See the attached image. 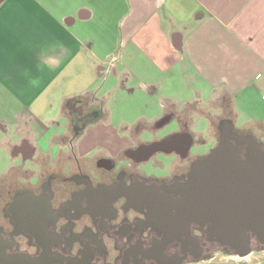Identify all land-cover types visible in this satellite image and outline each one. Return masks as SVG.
<instances>
[{
    "label": "crops",
    "instance_id": "crops-1",
    "mask_svg": "<svg viewBox=\"0 0 264 264\" xmlns=\"http://www.w3.org/2000/svg\"><path fill=\"white\" fill-rule=\"evenodd\" d=\"M124 92L150 111L133 126L171 115L156 133L178 116L211 127L218 113L205 107L216 101L236 127L264 128V0H0L6 170L51 149L58 165L69 151L67 105L118 104Z\"/></svg>",
    "mask_w": 264,
    "mask_h": 264
},
{
    "label": "flooded vegetation",
    "instance_id": "flooded-vegetation-1",
    "mask_svg": "<svg viewBox=\"0 0 264 264\" xmlns=\"http://www.w3.org/2000/svg\"><path fill=\"white\" fill-rule=\"evenodd\" d=\"M74 102L66 112L76 132L98 111ZM170 120L167 115L161 126ZM174 120L177 130L130 137L114 154L80 157L72 134L58 165L40 157L39 172L29 175L23 157L7 169L0 177V264H188L219 246L207 240V225L192 220L186 207L184 184L209 152H193L205 142L189 121ZM224 120L215 146L227 137L243 159L248 137L264 147L248 129ZM29 146L21 150L27 154ZM160 155L168 171L157 176L144 166Z\"/></svg>",
    "mask_w": 264,
    "mask_h": 264
},
{
    "label": "water",
    "instance_id": "water-1",
    "mask_svg": "<svg viewBox=\"0 0 264 264\" xmlns=\"http://www.w3.org/2000/svg\"><path fill=\"white\" fill-rule=\"evenodd\" d=\"M247 139L246 159L226 137L194 168L193 180L184 184L188 214L207 225V240L240 257L249 255L254 243L264 245V147L255 138Z\"/></svg>",
    "mask_w": 264,
    "mask_h": 264
},
{
    "label": "rangeland",
    "instance_id": "rangeland-1",
    "mask_svg": "<svg viewBox=\"0 0 264 264\" xmlns=\"http://www.w3.org/2000/svg\"><path fill=\"white\" fill-rule=\"evenodd\" d=\"M125 93V92H124ZM123 93V94H124ZM126 94V93H125ZM192 95H187L186 97H190ZM130 95H122L120 98V102L117 103H110V105H97V115L92 119L84 118L82 120L83 125L81 128L75 132L73 131L72 127V118L71 114L70 117L66 112V115L70 118L67 120L68 122V132L70 133V137L74 134V138L78 139V143L75 141L76 150L77 144L80 145V152L83 155H90L95 156L100 151H104L108 154H114V150L123 148L128 142L130 136V131H133V135H138V133L142 130H147L143 137H149L150 133H156L158 126L155 125H145L143 122L139 124L132 125L133 121H135L136 116L140 114H145L150 116V111L147 110L145 103L139 105L138 107H134L128 102ZM145 98V97H144ZM146 99V98H145ZM162 99H164L162 97ZM77 106V105H76ZM220 106V102L216 101L212 103V108L208 106L205 109H209L211 111V115H215V119L213 120V125L211 127L208 126L207 122L196 116L191 122L193 131L197 132V140H200L203 143L202 146L195 147L193 152H202L204 154L208 153L211 148H213L216 144L215 138L218 137L219 132L222 128V124H224V118H227L234 124V119L228 116H223L221 114V109L218 107ZM107 107V109H106ZM85 112V110H84ZM107 112L109 115H107ZM148 113V114H147ZM157 113V112H156ZM215 113V114H214ZM220 113V114H219ZM106 114L105 118L103 119L104 115ZM160 114H163V111H160ZM211 116V118L213 117ZM97 118L101 119L102 121H98ZM86 119V120H85ZM216 120V121H215ZM222 120V121H221ZM177 121L171 122L167 124V126L159 131L158 136H162L167 134L168 132L174 131L178 129ZM241 125H237L239 128ZM252 136L260 138L264 142V128L261 129H248ZM253 130V131H252ZM201 132V133H198ZM68 135V134H67ZM69 136V135H68ZM68 139V138H67ZM44 142V141H43ZM36 145L41 143L39 141L34 142ZM55 146V145H51ZM56 147V146H55ZM54 147V148H55ZM58 148H61L58 147ZM44 151V150H43ZM57 149H51L49 154L51 155V160L56 158ZM46 153V152H45ZM48 153V152H47ZM61 154V153H58ZM0 174L6 170L8 167V162L11 157V152L7 148L0 149ZM58 158V157H57ZM162 155L159 158L154 157L147 165L144 166L149 172L157 176H161L167 173L168 168L164 165ZM23 158L18 159L14 164L21 163ZM12 161L10 160L9 164ZM23 167L29 169L30 174H35L39 172V168L37 167L36 162L26 161L22 163ZM188 264H264V245H260L258 243H254L253 251L247 255L246 257H240L236 252L231 251L227 247L216 246L213 247L212 250L205 253L202 258L198 261H194Z\"/></svg>",
    "mask_w": 264,
    "mask_h": 264
}]
</instances>
